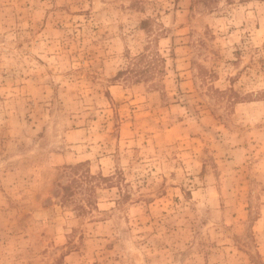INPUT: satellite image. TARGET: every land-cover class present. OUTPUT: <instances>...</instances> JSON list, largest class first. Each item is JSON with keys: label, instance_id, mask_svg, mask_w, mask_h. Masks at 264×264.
<instances>
[{"label": "rangeland", "instance_id": "1", "mask_svg": "<svg viewBox=\"0 0 264 264\" xmlns=\"http://www.w3.org/2000/svg\"><path fill=\"white\" fill-rule=\"evenodd\" d=\"M0 264H264V0H0Z\"/></svg>", "mask_w": 264, "mask_h": 264}, {"label": "trees", "instance_id": "2", "mask_svg": "<svg viewBox=\"0 0 264 264\" xmlns=\"http://www.w3.org/2000/svg\"><path fill=\"white\" fill-rule=\"evenodd\" d=\"M76 168H78V167L76 166ZM87 177H93V175L87 173ZM82 179H84V177ZM79 183H81V179L79 177L75 176L69 181V183L64 185V187H63L64 199L63 200H66L68 197H70V195L73 194V191H72L73 186H75L76 184H79Z\"/></svg>", "mask_w": 264, "mask_h": 264}]
</instances>
